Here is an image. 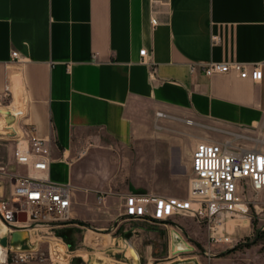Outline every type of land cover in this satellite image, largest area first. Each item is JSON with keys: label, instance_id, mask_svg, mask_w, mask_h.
<instances>
[{"label": "crops", "instance_id": "0c3cea01", "mask_svg": "<svg viewBox=\"0 0 264 264\" xmlns=\"http://www.w3.org/2000/svg\"><path fill=\"white\" fill-rule=\"evenodd\" d=\"M211 61L264 71V0H0V94L9 89L7 101L24 105L22 126L52 140L50 178L74 188L58 228L89 222L99 240L97 230L111 226L120 243L163 226L138 219L146 223L123 228L128 220L111 205L119 198L123 209L129 190L174 174L184 142L192 151L226 142L230 129L242 148L264 151V76L192 72ZM190 119L200 125L193 133Z\"/></svg>", "mask_w": 264, "mask_h": 264}, {"label": "built area", "instance_id": "2783aa9c", "mask_svg": "<svg viewBox=\"0 0 264 264\" xmlns=\"http://www.w3.org/2000/svg\"><path fill=\"white\" fill-rule=\"evenodd\" d=\"M151 21L153 25L158 24L156 17ZM213 42H219V38L213 37ZM140 55L142 61L146 62L147 49H141ZM12 56L17 60L21 59L18 51H13ZM198 66L206 75L235 72L243 78L249 77L255 81L262 80L264 76L262 63L211 61L203 65L192 64V72ZM10 93L7 89L0 94V110L4 105L10 104L7 101ZM18 113L25 116L24 111ZM21 137L24 140L18 143L15 157L17 164L24 166L26 172L12 176L14 182L11 196L0 204V219L3 223H13L24 231L38 227L54 229L70 219L74 188L70 183L57 182L50 178V138L42 137L37 127L30 124L22 126ZM263 190L262 149H245L228 141H203L198 143L191 154V177L187 197L129 190L124 197L121 215L125 220L144 219L163 225L175 223L178 216L191 217L205 227L211 246H228L243 236L240 232L232 234L228 231L229 221H250V205L253 204L257 210ZM105 196L106 194L101 193L99 201L102 202ZM13 203H19L20 206L15 208ZM23 213L27 216L26 222H13L14 216ZM12 231L11 229L10 237ZM22 242L12 243L9 240L7 246L0 242V248L4 251L0 264H26L35 258L40 262L47 261L44 253H39L30 240L26 245ZM58 264L72 262L67 260Z\"/></svg>", "mask_w": 264, "mask_h": 264}, {"label": "rangeland", "instance_id": "374dc122", "mask_svg": "<svg viewBox=\"0 0 264 264\" xmlns=\"http://www.w3.org/2000/svg\"><path fill=\"white\" fill-rule=\"evenodd\" d=\"M1 110L8 111L0 119V204L11 196L14 182L12 176L16 173L26 172L24 166L17 164L15 157L18 143L24 140L21 137L24 115L18 113L19 111L25 112L24 105H4ZM190 120V133H193L199 129L200 125L196 123V120ZM203 123L208 122L203 121ZM7 124H14L18 134L14 136L6 132ZM227 131L223 135L227 137L228 142L233 141L235 145L239 143L238 147H243L244 141L239 140L240 136H237L241 132L230 129ZM205 133L213 134L210 129ZM187 136L184 134L183 138L186 140ZM259 139L264 140V137ZM250 147L252 146L248 148ZM181 148L183 150L175 154L173 176L170 174L171 169L162 171L163 173L155 178L158 181L146 185L145 191L166 196H188L191 177V166L189 169L188 164L193 148H187L185 142ZM179 154L180 158H178ZM129 185L130 182L127 180L125 186ZM114 192V197H118V191ZM260 201L257 210L253 204L250 205L251 220H248L247 223L245 222L247 219L229 221L228 231L232 234L240 232L243 236L228 246H211L205 227L187 216L176 217L175 223L171 225L148 226L146 228L149 231L141 235H123L120 243H118V239L114 240L116 233L110 232L111 226L97 230V235L100 238L96 240L93 239L96 234L89 230H94L91 228V223L86 222L87 225L74 222L49 230L46 227H38L23 234L22 244L26 245L30 240L39 253H44L48 264H52L53 261L58 264L51 256L53 244L64 246L65 256H68L67 258L72 264H133V259L141 264H255L257 260L264 264V190L260 194ZM121 203L122 200L115 198L111 205V211L116 217L123 210ZM13 206L17 208L20 205L13 203ZM1 222L3 221L0 219V224ZM138 223L146 222L128 220L122 224V227L135 226ZM10 232L11 229L8 227L0 238L9 235ZM176 234L179 235L180 240H176ZM130 247L138 253V258L130 254ZM234 247L237 249L230 251ZM30 262L42 263L36 258L28 263Z\"/></svg>", "mask_w": 264, "mask_h": 264}, {"label": "bare ground", "instance_id": "6f19581e", "mask_svg": "<svg viewBox=\"0 0 264 264\" xmlns=\"http://www.w3.org/2000/svg\"><path fill=\"white\" fill-rule=\"evenodd\" d=\"M7 111L8 110H1L0 111V119L2 118L3 114L7 113ZM5 131L10 133V135H14V136L18 134L17 130L15 129L14 124H12V125L11 124L10 125L7 124V128H6ZM245 222L247 223V221H245ZM7 228H8L7 225L5 223L1 222V224H0V236H1L2 233H4L7 230ZM31 230H34V229H31ZM31 230L24 231L23 234L27 233V232H30ZM3 253H4L3 249L0 248V257H3ZM65 255L66 254L64 252V246L63 245H60V244H53L52 245L51 256H52L53 259H55L57 261V263L66 262L68 260V258H67L68 256H65Z\"/></svg>", "mask_w": 264, "mask_h": 264}, {"label": "water", "instance_id": "95a60500", "mask_svg": "<svg viewBox=\"0 0 264 264\" xmlns=\"http://www.w3.org/2000/svg\"><path fill=\"white\" fill-rule=\"evenodd\" d=\"M26 222L27 221V216L25 213L21 214V215H18V216H14L13 218V222ZM6 224L8 225V227H10L13 231L11 233V237L9 235H4L3 237L0 238V242L2 245L4 246H7L8 245V242L9 240L12 242V243H17V242H20V241H23L22 240V236H23V232L24 230L13 225V223H10V222H6Z\"/></svg>", "mask_w": 264, "mask_h": 264}, {"label": "trees", "instance_id": "16d2710c", "mask_svg": "<svg viewBox=\"0 0 264 264\" xmlns=\"http://www.w3.org/2000/svg\"><path fill=\"white\" fill-rule=\"evenodd\" d=\"M237 249V247L232 248L230 251Z\"/></svg>", "mask_w": 264, "mask_h": 264}]
</instances>
